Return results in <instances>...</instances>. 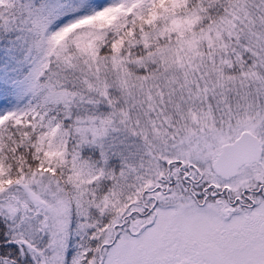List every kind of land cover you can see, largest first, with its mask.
<instances>
[{"label": "snow or ice", "instance_id": "6c2138e0", "mask_svg": "<svg viewBox=\"0 0 264 264\" xmlns=\"http://www.w3.org/2000/svg\"><path fill=\"white\" fill-rule=\"evenodd\" d=\"M0 264H264V0H0Z\"/></svg>", "mask_w": 264, "mask_h": 264}]
</instances>
